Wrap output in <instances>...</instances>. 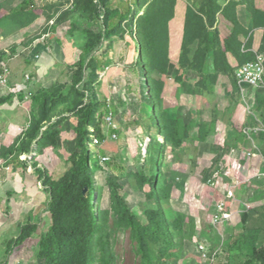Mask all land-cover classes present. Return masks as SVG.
<instances>
[{"label": "rangeland", "instance_id": "374dc122", "mask_svg": "<svg viewBox=\"0 0 264 264\" xmlns=\"http://www.w3.org/2000/svg\"><path fill=\"white\" fill-rule=\"evenodd\" d=\"M88 1L0 0V18L13 19L24 10L25 2L35 16L26 30L16 31L17 23L15 26L13 20L8 32L14 34L4 37L5 32L0 30V37L5 39L0 40V52L9 53L21 41L22 46L35 37H42L38 42L46 45L68 41L78 52L86 41L83 23L89 20L90 11L86 14L83 9L89 7ZM150 1L141 0L140 6L131 4L133 14L123 25V39L118 37L109 51L112 66L101 75L98 85L99 92H102L100 86H105L106 96L111 98L108 104L114 112L117 129L109 133L103 146L92 148L102 157L93 173L96 185L92 209L99 229L92 241V264H148L138 242L132 238L133 231L124 224L118 225L110 189L117 188L124 202L138 215L141 225L150 227L147 217L157 219L158 211L152 200L154 186L148 183L152 178L155 184L161 181L165 191L172 187L165 209L172 224L183 228L182 234L174 230L176 248L160 243L159 250H164L167 261L162 264H247L248 257L254 256L257 259L253 264H264V186L257 195L259 198L253 201L256 197L253 181L264 177V138L258 140L264 135V88H243L236 84L233 71L242 63L233 55L228 62L216 58L214 52L206 59L198 55L201 27L196 17L206 21L207 0H155L152 4ZM231 1L240 4L239 22L250 31L244 0ZM253 3L258 11L264 12V0ZM139 10L140 15L134 18ZM221 15L214 30L225 40L230 36V24L226 25ZM55 27L56 32L52 31ZM47 32L48 36L44 37ZM250 37L252 41L246 45L252 43L256 52H262L264 31L250 33ZM9 56L0 63V69L10 71L8 85L0 86V99L8 98L9 87L15 81L30 83L33 79L31 74L22 72L14 77L13 66L10 67L13 62H9L13 56L11 53ZM153 91L159 100L154 111L155 102L149 99L151 95L155 98ZM144 102L150 105L147 109L154 116L145 114ZM3 110L0 107V137L10 127L5 123L10 117ZM155 118L173 128L175 138L172 135V140H168ZM179 121L193 128L191 139L181 144L177 140L184 136L185 128L176 124ZM28 125L23 127L27 129ZM111 134H117L116 138ZM158 142L166 146V151L158 147ZM71 150H75V142ZM216 169L219 174L213 178L216 183L212 186L206 180ZM67 171L65 162L56 177H63ZM226 178H229L227 184ZM229 189L234 193V200L230 201L233 215L230 222L215 227L217 205L225 200ZM47 223L44 233L49 220ZM239 234L243 236L234 249L232 245ZM199 243L205 247L206 258L199 251ZM32 246L35 258L31 264H44L37 259L38 244ZM176 252L179 257L171 260ZM232 258L235 262L230 261ZM152 259L156 263L157 254Z\"/></svg>", "mask_w": 264, "mask_h": 264}, {"label": "trees", "instance_id": "16d2710c", "mask_svg": "<svg viewBox=\"0 0 264 264\" xmlns=\"http://www.w3.org/2000/svg\"><path fill=\"white\" fill-rule=\"evenodd\" d=\"M140 1L119 0L116 3L114 0L88 1L89 7L86 10L83 9V12L87 14L90 11V16H88L89 20L87 19L83 23L86 41L81 47L79 60L74 66L65 70V78L67 77L65 82L64 79L51 89H39L33 92L32 118L26 137H21L11 148L3 147L2 149L0 161H8L12 157L21 158L30 154L36 142L40 139L38 143L39 156L44 155L47 150L52 148L58 150L67 131L68 116L64 117V115L68 113L76 119V123L70 125V128L76 133V138L75 150L68 157L67 173L63 177L58 178L52 176L49 172L40 171L41 177L44 179V185L51 192V203L49 206L51 214L50 224L47 231L38 236L40 241L37 246V259L43 261L44 264H92V241L99 229L94 209H92V198L96 185L93 173L99 166L101 155H96L90 148L89 143L92 141L93 135H96L101 141L107 138L103 124L106 115L112 111L108 100L100 98L98 85H101V75L112 66L109 51L113 49L118 37L123 39V25L129 21L133 14L131 4L136 3L137 6H140ZM154 1L151 0L150 3L152 4ZM253 2L254 0H244L243 3L249 9H247V16L250 20L248 27L250 31H248L249 29L245 30L240 24L237 15V9L240 4L235 2H229L225 8L220 5L219 0H207L206 21L201 16L196 17L194 12L191 11L200 20L201 33L198 37L200 41V48L197 51L198 55L206 59L209 54L214 52L216 53V58L226 62L229 61L231 55L240 60L242 65L238 70L233 71V77L238 86H240V83L237 72L242 67L256 61V54L253 52L244 53L247 41H252L250 33L264 31V12L258 11L253 6ZM26 5L27 2L24 3V10L14 16L13 19L10 17L0 18V30L5 32L4 37H7V34L8 36L14 34L8 32L13 22L14 24L17 23V26L16 24L15 26L18 32L31 27L34 21L31 20L35 16L33 11L29 10ZM140 13L141 10L135 13L134 18H137ZM220 15L230 24V36L225 40L222 39L218 30H214ZM252 15L255 16V18H252L253 22L250 19ZM12 20L13 22H11ZM24 21L28 22L23 24ZM56 29L55 27L52 31L56 32ZM48 33H45L44 37H47ZM41 39L42 37H35L23 45L30 48ZM249 42L247 49L253 50L254 44ZM17 48H13L9 53L14 55ZM9 53H0V63L4 61ZM260 54L264 55V47ZM153 93L155 94L156 92L153 91ZM154 96L155 98L152 95L149 98L155 102L154 105L152 104L153 111L155 104L159 106L158 95L155 94ZM14 100V96L2 98L0 99V106L13 103ZM149 106L148 103H143L144 112L147 116H154L148 111L147 107ZM56 119L59 120L54 122ZM155 119L158 122V119ZM180 122L176 124L179 126L181 124V127L183 125L185 129L184 136L177 140L178 144L190 140L191 131H193L192 127ZM46 128L48 129L44 132ZM158 128L167 136L168 140H172V135L175 138L173 128L170 126L159 123ZM116 129L113 128L111 132ZM178 133L180 134V132ZM205 137L206 135L203 136L202 140H205ZM263 138L264 135L262 134L258 140L261 141ZM157 145L166 151L165 145L159 142ZM155 152H153V155ZM35 163L37 164V162ZM262 171L264 172V166ZM218 174V169L213 170L212 174L208 175L206 182L213 186L216 183L213 178ZM153 181L154 178L148 183L154 186L152 200L157 205L158 211L156 212L157 219L150 220L147 217L148 222L152 226L141 225L138 215L124 202L125 200H123L120 192L115 187L110 189L112 192V209L118 216V225L124 224L126 228L133 231L132 238L138 242L140 253L148 264H162L167 261L164 250H159L160 243L169 244V247L176 248L174 230L180 231L182 234L183 228L172 224L165 209V205H167V202L169 203L167 200L172 187H167V191H165L166 187L163 188L161 181H158L157 184H155L156 182L153 183ZM228 182L229 178H226L225 184ZM262 186H264V177L254 179L253 187L256 197L253 201L259 198L257 195L262 192ZM85 187L89 188L88 195L84 194ZM162 194H166V198ZM248 218V215L245 216V221ZM38 230V226L29 225L24 227L18 238L7 246L6 257L10 256L16 247L22 246L29 238L36 237ZM149 230L153 231V234H150ZM242 236L239 234L236 237L235 243L232 245L234 249L238 246ZM191 252H193V249H191ZM153 254H157L156 263L152 259ZM178 257L179 255L176 252L171 260H175ZM232 259L230 261L235 262V259ZM256 259L257 256L248 257L247 264H253Z\"/></svg>", "mask_w": 264, "mask_h": 264}, {"label": "crops", "instance_id": "0c3cea01", "mask_svg": "<svg viewBox=\"0 0 264 264\" xmlns=\"http://www.w3.org/2000/svg\"><path fill=\"white\" fill-rule=\"evenodd\" d=\"M258 1L260 2V0H255L254 2ZM229 2L231 0H219L220 5L225 8ZM224 23L228 25V22L225 21ZM222 26L227 28L223 24ZM0 40L3 41L5 39L1 38ZM16 43L14 42V44ZM21 43L22 41L18 43L20 44L17 48L18 50L12 55L13 58L9 60L10 63L13 62L10 67L13 66L14 77L17 73L20 74L22 72L24 75L25 73L31 74L33 79L30 83L15 81L13 86L10 85L8 95L14 96L15 100L12 106L9 104L0 106L1 108L4 107L5 110L3 112L10 117L8 121H5L6 117L3 116L5 123L9 124L10 127H7L8 130L6 132L1 133V149L3 147L11 148L21 137H26V132L29 130L30 125L27 126V129L23 126L30 124L32 118L30 112L34 105L33 92L39 89H51L57 83L63 81L65 79V70L74 66L81 54L80 47V50L78 49L79 51L75 52L71 43L64 40H58L54 42L55 44L50 42L47 45L44 42H36L30 48L22 47ZM20 49L23 50L22 53H18ZM251 51L256 53L255 48ZM0 53L7 52L2 51ZM8 57H10L9 54L4 61ZM20 58L22 59L20 60ZM18 60H20L19 63H14ZM100 88L102 89V92H99L100 98L102 99V96L107 98L105 86H100ZM98 91H100L99 88ZM108 99L109 101L111 99L109 95ZM67 116V131L58 150L52 148L47 150L44 155L39 156L38 143L40 139L33 147V149L35 148L33 157L31 154H27L21 158L12 157L8 161H0V262L2 264H31L35 258L32 243L36 242V245L38 244V236L44 232L51 217L49 212L51 192L43 184L44 179H42L40 171L49 172L56 177L58 171L68 161V157L72 153L70 149L72 148V143L75 142L76 133L69 127L71 124L76 123V119L71 114L67 113L64 115V117ZM0 119L2 120V118ZM58 120L56 119L54 122ZM66 142H68L67 146ZM29 225L38 226V235L29 238L22 246L16 247L10 256L6 257L5 251L9 243L17 239L21 230Z\"/></svg>", "mask_w": 264, "mask_h": 264}, {"label": "built area", "instance_id": "2783aa9c", "mask_svg": "<svg viewBox=\"0 0 264 264\" xmlns=\"http://www.w3.org/2000/svg\"><path fill=\"white\" fill-rule=\"evenodd\" d=\"M248 45H245L244 53H252L251 50L247 49ZM256 54V61L254 63L248 64L242 67L238 72L237 76L241 87H253L255 89L264 88V55L258 52H253ZM8 76H10V71L7 69H0V86L8 85ZM103 128L107 133V138L104 141H101L96 135L92 136V141L89 143L90 148H94L98 145L103 146L107 139L110 136V132L113 128H116L115 125V116L113 111H110L105 117V123ZM94 131V129H92ZM112 135V134H111ZM117 134H113L111 137L116 138ZM93 150V149H92ZM104 160L107 159L106 156L103 157ZM215 184H213L214 186ZM231 186V185H229ZM234 193L231 189L228 190L225 200H221L217 205V211L214 215V225L220 226L225 225L230 222L232 213L230 201L234 200ZM199 251H201L204 258H206L205 247L199 243Z\"/></svg>", "mask_w": 264, "mask_h": 264}, {"label": "water", "instance_id": "95a60500", "mask_svg": "<svg viewBox=\"0 0 264 264\" xmlns=\"http://www.w3.org/2000/svg\"><path fill=\"white\" fill-rule=\"evenodd\" d=\"M45 131H46V130H45ZM84 194H85V195H88V194H89V188H88V187H85V188H84Z\"/></svg>", "mask_w": 264, "mask_h": 264}, {"label": "clouds", "instance_id": "9594fccd", "mask_svg": "<svg viewBox=\"0 0 264 264\" xmlns=\"http://www.w3.org/2000/svg\"><path fill=\"white\" fill-rule=\"evenodd\" d=\"M2 67H5V66H2ZM33 153H35V148L33 149V151L30 153L33 157ZM43 184H44V180H43Z\"/></svg>", "mask_w": 264, "mask_h": 264}]
</instances>
